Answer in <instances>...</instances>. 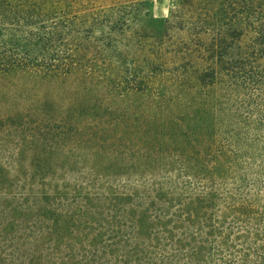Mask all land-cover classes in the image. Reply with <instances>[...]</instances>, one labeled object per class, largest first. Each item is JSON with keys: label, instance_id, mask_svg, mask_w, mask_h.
Listing matches in <instances>:
<instances>
[{"label": "trees", "instance_id": "1", "mask_svg": "<svg viewBox=\"0 0 264 264\" xmlns=\"http://www.w3.org/2000/svg\"><path fill=\"white\" fill-rule=\"evenodd\" d=\"M68 1L0 0V78L82 113L65 150L0 118V264H264V0H175L159 39Z\"/></svg>", "mask_w": 264, "mask_h": 264}, {"label": "rangeland", "instance_id": "2", "mask_svg": "<svg viewBox=\"0 0 264 264\" xmlns=\"http://www.w3.org/2000/svg\"><path fill=\"white\" fill-rule=\"evenodd\" d=\"M71 1L75 2L74 4L72 3V5L77 13L87 15L94 14L97 18L108 16L120 18L123 13L135 15L137 19L129 21L130 26H132L135 31L157 39L163 35L165 21L169 18L173 5L176 4L175 0H69V4ZM122 18H126V15H123ZM100 23L103 24V22ZM98 28L99 27L95 28L96 37L100 36ZM105 29L106 28L103 27L101 28V30ZM30 79L31 78L25 74H12L0 78V118L6 120L15 113L21 114L23 117L20 118L26 126L21 129L24 133H20L18 136L21 137L20 140H29V129L31 130L32 128L31 120L40 122V118L45 116L49 120L47 121L48 127L56 129V127L61 124L70 130L69 134L65 136L60 135V133L63 132L60 131V133L57 134V138H54L50 132L48 134L44 132H33L30 135L35 136L37 140L41 141L48 140L52 142L54 138V141L58 143L47 148L50 150H65L66 146H64V144L66 139L64 138H74V128L76 123H78L79 115L82 114L79 111V94L77 95L75 90L71 88L73 80H61L48 77L44 80L37 78L35 82H31ZM34 85L37 87L35 88ZM39 88L42 94H44L40 96V98L37 97ZM94 88L96 89V87ZM90 92L89 96L91 98H96V91L92 92L91 88ZM102 95L104 96L105 94L102 93ZM102 95L101 97L103 98ZM108 101L109 100H107V102ZM133 101L136 102L139 100ZM16 132L17 131L11 132V134L14 133L15 136H17ZM8 134L4 135L6 136L4 146H0L2 152L15 148V144L13 143L14 139L12 137H7ZM27 146L30 147L28 144ZM43 149L44 147L42 146L38 151H43Z\"/></svg>", "mask_w": 264, "mask_h": 264}]
</instances>
